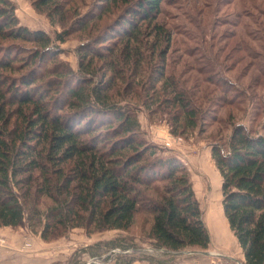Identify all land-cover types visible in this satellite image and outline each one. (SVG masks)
Wrapping results in <instances>:
<instances>
[{"label":"trees","instance_id":"1","mask_svg":"<svg viewBox=\"0 0 264 264\" xmlns=\"http://www.w3.org/2000/svg\"><path fill=\"white\" fill-rule=\"evenodd\" d=\"M31 1L51 21L66 20L62 0ZM164 2L98 0L95 14L76 21L78 31L89 35L77 50L74 72L58 61V48L45 31L22 25L15 2L0 0V228L28 226L43 240H56L77 228L89 234L128 231L144 213L157 247L209 248L188 170L175 157L158 155L138 118L141 107L150 115L165 113L172 133L181 136L217 120L204 107L211 93L197 97L184 81L165 74L172 32L159 21ZM110 16L118 29L103 51L96 36L104 29L95 37L88 31H94L90 23ZM243 16L222 23L241 27L230 32L231 45L229 32H220L217 43L227 39L224 49L258 61L264 18L245 16L247 25ZM57 40L65 42L64 36ZM207 67L198 72L207 75L205 83L220 79L215 89L224 94L231 127L229 137L212 141L223 212L244 264H264V134L235 121L233 109L243 102L227 96L229 83L211 75L214 64ZM252 67L264 77V60ZM217 122L221 126L223 119Z\"/></svg>","mask_w":264,"mask_h":264},{"label":"rangeland","instance_id":"2","mask_svg":"<svg viewBox=\"0 0 264 264\" xmlns=\"http://www.w3.org/2000/svg\"><path fill=\"white\" fill-rule=\"evenodd\" d=\"M12 1L17 5V10L20 5L23 8V11H16L21 24L33 30L45 31L58 48V61L77 72V50L88 41L89 33L78 31L76 21L88 17L90 13L95 14L98 0H62L67 10L66 20L62 23L57 20L53 22L45 14L37 12L31 0ZM162 11L159 21L172 32V44L165 57V74L175 75L184 81L197 97L211 93V102L204 107L217 120L223 119V123L219 126L217 120H208L207 124L200 125L194 132L181 136L172 133L169 116L165 113L150 115L147 108L141 107L138 118L146 140L157 146L158 155L163 158L175 157L188 170L210 233L209 248L170 251L157 247L150 237V219L141 213L128 231L89 234L85 229L77 228L56 240H43L28 226L12 230L0 228V264H244L242 250L223 212L222 177L211 156L212 141L220 136L227 138L231 133L230 122L227 121L228 109L222 104L224 94L221 88L215 89V83L220 79H215L213 84L205 83L207 75L199 73L198 68L208 69L207 65L214 64L215 72L211 75H218L221 81L229 83L225 87L227 96H237L236 102H243L237 110H231L235 114V121L264 134V77L253 67L250 68V64L264 60V50L262 52L256 48L262 52L257 61L256 57L251 60L245 51L233 53L230 48L224 49L225 43L232 39L230 32H240L241 27L235 29L232 25H222L224 20L232 24L237 22L239 14L244 15L241 21L247 25L250 18L246 19L245 16L264 18V0H165ZM110 19L106 17L97 21V25L90 23L94 31H88L94 33L95 37L98 28L104 29L102 34L96 36L101 37L102 43L96 45L103 51L106 50L103 46L110 45L112 37L117 34L113 30L118 29L116 20L112 16ZM107 25L110 27L106 29ZM253 28L251 25L248 30ZM65 30L69 32L67 35L64 34ZM220 32H229V39H224L221 44L217 43ZM59 36H64L65 42L58 41ZM245 39L249 46H254L251 38ZM237 55L244 58L242 63L232 58ZM98 64L103 70L102 63ZM101 73L98 78H101ZM255 73L258 80L254 78Z\"/></svg>","mask_w":264,"mask_h":264},{"label":"crops","instance_id":"3","mask_svg":"<svg viewBox=\"0 0 264 264\" xmlns=\"http://www.w3.org/2000/svg\"><path fill=\"white\" fill-rule=\"evenodd\" d=\"M18 8H19L20 10H22V11H23V8H22V6H21V5H20V7H18ZM19 9H18V10H19ZM18 10H17V11H18ZM17 15H18V14H17ZM18 16H19V15H18ZM19 19H21V18L19 17ZM30 29H31V28H30ZM216 225H217V224H216ZM5 229H10V230H12L11 228H5Z\"/></svg>","mask_w":264,"mask_h":264},{"label":"bare ground","instance_id":"4","mask_svg":"<svg viewBox=\"0 0 264 264\" xmlns=\"http://www.w3.org/2000/svg\"><path fill=\"white\" fill-rule=\"evenodd\" d=\"M217 219H218V218H217ZM215 221H216V220H215ZM215 221H214V222H215ZM217 221H218V220H217ZM220 223H221V222H220ZM214 227H215V226H214Z\"/></svg>","mask_w":264,"mask_h":264}]
</instances>
